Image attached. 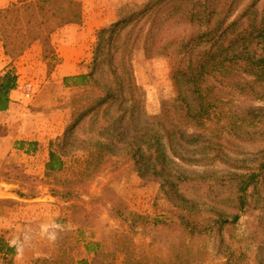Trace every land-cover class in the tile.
I'll return each instance as SVG.
<instances>
[{
    "label": "trees",
    "instance_id": "1",
    "mask_svg": "<svg viewBox=\"0 0 264 264\" xmlns=\"http://www.w3.org/2000/svg\"><path fill=\"white\" fill-rule=\"evenodd\" d=\"M206 1L208 3L204 4L202 0H157L103 27L97 32L100 39L90 73L75 78L76 84L83 83L85 89H81L73 101V121L67 127L65 139L78 143L79 148L88 152L85 167L92 171L106 169V157L124 153L134 160L141 176H159L161 193L172 204L170 212L174 221L171 224L182 227L185 235L180 239L179 251L167 259L149 255L137 257L126 250L124 264H201L210 253L200 249L203 257L195 254L186 240L196 241L212 233L217 239V254L225 258L217 264H231L236 252L226 242L224 231L235 226L241 211L248 206L264 211V121L257 109L244 107L247 101H264V52L258 51V44L264 41V7H258L261 0H252L244 6V0ZM82 16V0L12 1L0 8V40L5 54L15 60L34 41L40 40L44 59L53 66L56 64L53 32L65 24L81 21ZM144 18L148 26L142 44L147 53L156 50L172 57V77L178 84L188 86L195 102L180 93L185 108L180 121H174L166 111L149 116L147 140L132 134L129 128L142 109L131 60L123 58L117 64L110 56L107 62L113 73L103 80L98 76L106 45L117 52L134 48L139 43L143 28L140 22ZM179 23L190 25L191 32L173 35L171 30ZM120 41L124 45L116 43ZM17 85L14 67L0 71V111L9 107L11 91ZM88 100L92 101L91 106L87 105ZM114 105H117L118 115H112L93 131L92 138L74 139L76 128L92 111L103 112ZM218 164L235 171L225 173L228 170L212 168L197 173L184 168L197 165L217 168ZM63 167L64 160L55 151L52 141L46 173ZM223 179H228L230 185L212 189L213 182ZM203 180L209 183L207 192H202V186L195 184ZM188 183L196 188L191 196L186 193ZM53 193L68 200L80 196L75 188L68 186ZM114 198L113 211L119 217H123V213L130 216V227L135 228L137 222L147 220V229H151L150 225L159 223L160 217L152 220L129 210L127 203L115 193ZM75 206L73 203L72 207ZM94 244L92 259L49 256L37 259L36 263L113 264L106 260L100 243ZM15 253L16 248L0 236V255L8 260ZM258 264H264V252Z\"/></svg>",
    "mask_w": 264,
    "mask_h": 264
},
{
    "label": "rangeland",
    "instance_id": "2",
    "mask_svg": "<svg viewBox=\"0 0 264 264\" xmlns=\"http://www.w3.org/2000/svg\"><path fill=\"white\" fill-rule=\"evenodd\" d=\"M155 1L157 0H128L117 8L114 22L138 12ZM202 1L204 4L208 3L206 0ZM250 1L252 0H244L242 6ZM258 7L259 9L264 7V0L259 2ZM140 25L141 28L143 26L141 36L134 48L117 52L115 48L106 45L102 52V66L98 76L103 80L105 76L113 73L110 63L107 62L110 56L114 57L117 64L123 58L131 60L132 71L135 73L141 94L142 109L140 116H136L134 124L129 128L132 134L147 140L149 116L166 111L174 121H180L185 114L180 93L183 92L189 101H194L188 86L183 83L178 84L172 77V57L156 50L152 54L147 53V49L142 44L143 33L148 26L147 18H144ZM190 29V25L179 23L171 32L173 35H186L191 32ZM122 37L126 38L124 35ZM132 37L135 38V34ZM97 38L94 54L100 39L98 34ZM0 42L2 43L1 40ZM116 43L120 46L124 45L123 41ZM258 45V51L264 52V41ZM48 65L49 68L54 66ZM56 88L61 95L59 101L62 104L56 106V108L61 107V115L55 117L64 118L66 124L52 131L54 137L51 141L45 142V147L41 145L42 150L40 148L38 156L33 154L36 144L31 143L34 141L17 138L18 132L10 126L9 118L12 117L0 114L2 137L0 140V236L16 248L12 259L6 260L0 255V264H38L37 259L49 256L72 257L75 260L92 259L95 251L94 243H100L106 260L113 264L125 263L126 250L142 258L147 255L151 258L171 257L173 253L179 251L180 239L185 235L182 227L171 224L174 221V215L170 212L172 204L161 193L162 179L157 175L141 176L134 160L124 153L106 157L107 168L104 170L96 172L86 168L85 160L88 152L79 148L78 143L65 139L67 127L73 121V101L81 89L85 88L79 87L71 92H65L59 85ZM34 92L32 90L30 95L32 96ZM92 104L91 100L87 101V105ZM32 107L27 104V110L17 109L16 117H26V113H34ZM116 107L117 105H114L103 112L92 111L76 128L74 139L75 137L87 140L92 138L93 131L102 127L112 115H118L115 111ZM244 107L257 109L264 121V101H247ZM55 117L52 116L50 120ZM52 141L55 151L64 160V167L47 174V160L45 161L44 156L49 152ZM179 164L184 165L181 162ZM224 167L225 165L218 164L217 168L205 165L184 168L197 173L212 168L223 172L228 170L225 173L235 171ZM227 182L228 179H223L219 183L213 182L212 189L222 185L227 187L230 185ZM195 184L202 186V192L209 190V183L205 180ZM185 185L188 196L196 192V188L190 183ZM66 186L75 188L80 196L68 200L62 195H54L53 190L63 191ZM113 192L127 203L129 210L144 214L152 220L160 217L159 223L150 225L151 229H147V220L144 223L137 222L135 228L130 227V216L122 212L123 217H119V214L112 209L115 201ZM73 203H76L75 207H72ZM153 234L159 236L154 238L151 236ZM224 234L226 242L230 243L233 251L236 252L231 264H258L264 252V211L248 206L241 211V217L235 226L225 230ZM214 235L212 233L196 241L190 238L186 240L195 254L201 256L200 249L210 253L207 261L201 264H217L225 261V258L217 254L215 247L217 239Z\"/></svg>",
    "mask_w": 264,
    "mask_h": 264
},
{
    "label": "crops",
    "instance_id": "3",
    "mask_svg": "<svg viewBox=\"0 0 264 264\" xmlns=\"http://www.w3.org/2000/svg\"><path fill=\"white\" fill-rule=\"evenodd\" d=\"M10 1L13 0H0V8L6 7ZM127 1L82 0V20L65 24L52 34L56 64L51 69L48 61L44 59L40 40L34 41L15 60L5 54L0 42V71L14 67L18 75V85L11 91L9 107L0 111V114L12 117L9 118L10 126L18 132L17 138L34 141L36 145L33 154L36 156L39 155L41 145L45 147V142L54 137L52 131L66 124L64 118L55 117L61 115V107L56 106L62 104L56 86L59 85L65 92L85 86L80 82L76 84L75 78L90 73L94 45L98 39L97 32L115 21L117 8ZM27 82L33 83L35 92L32 96L24 91ZM85 82H88V79H85ZM27 104L33 106L31 110L33 109L34 113L29 112L26 117L17 118V109L27 110ZM52 116L55 118L50 120ZM1 138L0 136V140ZM48 154L49 152L44 156L45 161Z\"/></svg>",
    "mask_w": 264,
    "mask_h": 264
},
{
    "label": "built area",
    "instance_id": "4",
    "mask_svg": "<svg viewBox=\"0 0 264 264\" xmlns=\"http://www.w3.org/2000/svg\"><path fill=\"white\" fill-rule=\"evenodd\" d=\"M32 90H33V83L32 82L25 83V85H24V91L27 94H30Z\"/></svg>",
    "mask_w": 264,
    "mask_h": 264
}]
</instances>
